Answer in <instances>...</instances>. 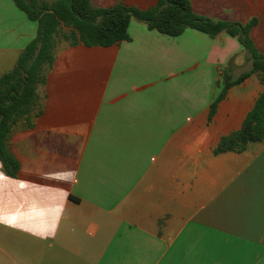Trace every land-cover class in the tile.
Masks as SVG:
<instances>
[{
	"label": "crops",
	"instance_id": "crops-1",
	"mask_svg": "<svg viewBox=\"0 0 264 264\" xmlns=\"http://www.w3.org/2000/svg\"><path fill=\"white\" fill-rule=\"evenodd\" d=\"M190 2L202 17L255 19L264 55V0ZM37 29L0 0V78ZM128 33L109 47L58 41L8 140L19 173L0 161V264H264V140L218 152L264 91L254 74L224 92L250 56L228 34L173 37L136 19Z\"/></svg>",
	"mask_w": 264,
	"mask_h": 264
},
{
	"label": "trees",
	"instance_id": "trees-1",
	"mask_svg": "<svg viewBox=\"0 0 264 264\" xmlns=\"http://www.w3.org/2000/svg\"><path fill=\"white\" fill-rule=\"evenodd\" d=\"M28 18L37 22L33 39L18 58L15 68L0 78V161L7 173L16 176L19 162L8 151L12 128L27 120L37 102V88L46 82L47 68L54 63V52L59 40L71 45L109 47L129 41L128 28L136 19L148 29L177 37L187 29H196L217 38L228 34L242 44L252 60L251 71L238 79L228 77L224 92L257 74L264 85V55L258 51L251 36L255 19L247 24L227 22L199 16L194 13L190 0H158L147 10L117 3L111 8L95 7L91 0H12ZM224 93L220 99L224 97ZM264 140V91L247 115L242 128L224 137L218 152L244 151L250 144Z\"/></svg>",
	"mask_w": 264,
	"mask_h": 264
}]
</instances>
